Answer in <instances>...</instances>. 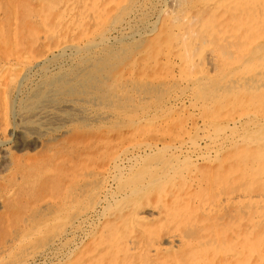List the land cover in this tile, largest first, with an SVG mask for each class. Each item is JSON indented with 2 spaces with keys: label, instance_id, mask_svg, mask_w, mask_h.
I'll return each mask as SVG.
<instances>
[{
  "label": "rangeland",
  "instance_id": "rangeland-1",
  "mask_svg": "<svg viewBox=\"0 0 264 264\" xmlns=\"http://www.w3.org/2000/svg\"><path fill=\"white\" fill-rule=\"evenodd\" d=\"M14 1L17 6H20L21 3V6H24L23 3H26L34 13L27 20L29 16L23 18L21 17L22 12L19 11L18 29H23L25 25L28 27L30 24L29 27L32 25L31 27L38 33L39 27L34 23L38 24L39 22L33 21L34 15L38 11V3L35 0ZM71 1L67 0L66 3L69 4ZM171 1V3L168 2L171 8L175 6V9H181L184 5L190 6V3L186 2L187 0ZM221 3L223 0H214L213 2V4L218 5ZM63 5H65L63 0H47L46 34L48 35L47 43L51 44L50 46L67 41L71 35L78 34L59 33L60 31L68 32V24H70L68 19L60 18L59 11H62ZM239 7L242 10L251 9L255 16L250 22L246 20L245 22L248 23L244 27H239V24L230 21L231 25L228 26L229 22H223L226 17L228 19V14L216 13V19L220 24L215 25L225 27L222 29L223 32L227 30V27H231L227 31L230 34L237 33L232 44L219 47L224 43L222 40H228L224 36L222 37L224 33L212 40L203 41L201 39L202 13L206 15V12L201 11L202 17L196 18L195 24L188 25V27L184 26L185 29L182 28L186 32L181 33V35H185V47L182 49L180 57L172 60L173 63H168V60L161 56L162 53L169 50V46H166L165 49L164 46H154L156 40L154 36L146 41L133 43L129 49L131 52L126 51L128 48L125 46L127 42L125 41V44L119 47L120 53L122 52L121 58H117L116 61L113 60L112 65L102 71L101 76L105 77V83L98 86L102 90L101 93L94 95V97L114 101L117 90L110 88L114 77L117 80L122 78L121 81L124 76L129 79L130 85L125 89L132 92L122 93L123 100L121 103L111 109L115 113V118L110 122L96 126L76 125L64 138L50 140L47 137V142L43 144L33 143L23 136L11 133L8 138L13 147L10 145L6 153L0 151V220L7 213L6 206L9 199L6 192L8 189L19 187L17 198L23 196L27 201H29L27 197L33 194L32 188L35 186L38 189V176H35L36 172L33 169L39 165L43 167L49 164L53 169L54 161L58 160L61 169L71 163L73 166L75 164L83 166L84 169L92 168L99 173L101 166L124 148L160 142V146L165 148H162L163 150L160 152L148 153L143 156L141 165L133 171L134 180L136 179V184H139L152 176L155 170L167 169L170 166L169 171L171 170L172 175L169 174L170 176L165 178L166 181L155 183L152 188L132 196V200L129 198L120 204L110 206L105 211V219L95 231L96 234H92L84 242V246L75 252L76 255L74 254L75 257L73 256L72 260L63 264H177V262L178 264L180 262V264H196L192 259L196 255L199 256L197 258L201 264H238V261L236 263L228 261L226 249L230 250V248H237L238 259L243 264H264V85L260 84L264 83V77L259 80L257 77H253L243 84L237 80L232 81L230 79L228 81L227 79L236 76L238 71L240 74L246 70L264 67V58H261L264 55V34L254 33L256 30L258 32L264 31V11L258 3L240 4ZM206 9L205 11H207ZM167 17L164 15L160 17L162 21L161 19L158 20L160 21L157 23L158 33L166 30V22H171ZM241 18L243 19V17ZM1 23L2 20L0 19ZM177 25L178 23L174 29L179 26ZM196 27L199 28L196 30ZM167 34H161L160 42L163 37L166 39ZM215 34L212 33V35ZM212 42L216 44H212ZM39 43L40 41H37L34 45ZM236 47H238L237 50ZM210 48L218 49L215 54L217 55L216 59L211 58V55L214 54L209 52ZM114 50L117 52L118 48ZM141 52L145 56L143 53L139 54ZM226 52L228 53L226 54ZM158 53L161 56V61L157 60ZM208 53H210L209 56ZM147 56L149 57L147 58ZM209 57L214 64L217 63L213 65L214 67H207L206 63ZM105 62L103 65H107V61ZM180 65L183 67L180 68ZM205 66L206 68H204ZM231 72L232 74H230ZM133 74L135 75L133 76ZM51 77L53 78L49 75L48 80H51ZM145 78L147 80L143 83L144 85L140 84ZM193 78L194 80L201 78L199 83L197 82L198 86L192 87L188 83L190 86L187 88L186 80L190 79L191 81ZM148 81H152L154 84ZM158 81L162 86L157 84ZM163 81H165L164 84ZM258 83L259 85H257ZM250 85L254 87L252 88ZM64 89L70 91L67 87ZM169 90L171 91L168 92ZM83 91L89 95V88L85 87ZM66 95L67 93L57 95L58 101L65 99ZM236 97H239L238 101ZM148 112H152L151 117L153 118L151 119L154 122H140ZM135 120H139L140 123L138 124V121ZM232 122L237 123L236 127L232 125ZM36 127L34 130H38H33V132L39 131V127ZM54 127L52 126L53 130L57 128ZM49 134L54 137L56 133L51 131ZM209 137H214L213 142L210 140L211 143H209ZM3 140L4 137L1 138L0 136V143ZM180 144L184 146L183 150L177 151V153L170 150ZM192 145H196V148ZM14 146L20 150H15ZM185 148L189 151L185 152ZM192 150L193 152L196 151L193 153ZM56 151L57 153L60 151L59 157ZM61 158L62 160H60ZM41 160L42 162H39ZM28 166L30 167L28 168ZM30 168L33 171H30ZM18 169L19 171L23 170L19 172ZM48 171L51 173L50 170ZM24 175L26 178L25 181H22L21 177ZM52 176L56 177L55 175ZM57 177L59 176L57 175ZM29 179L32 182L31 185L27 184V189L22 191V187L29 183ZM59 188L60 195L47 193L46 212L44 214L36 212L32 221L25 226L26 230L33 231L38 228L36 231H39L35 240L26 246L30 250L42 248L46 244L48 246L52 243L61 234L63 228L79 213L86 212L94 203V198H97L96 192L89 193L87 196H80V183L76 180L72 182L61 181ZM95 193L96 195H94ZM22 199L23 202L26 201L24 198ZM147 209L153 211L155 215L150 217L147 222H134L136 212ZM67 210L68 212H66ZM124 223L131 225L127 226ZM173 234L179 236L180 242H182L164 244L168 250L162 251L158 247L159 244H163L164 240ZM73 241L76 242L77 240L67 241L64 250L67 246L71 248ZM194 242L197 245L193 244ZM23 247L25 246L15 250L11 255H7V260L15 258L16 254L24 250ZM157 247L158 249H156Z\"/></svg>",
  "mask_w": 264,
  "mask_h": 264
},
{
  "label": "bare ground",
  "instance_id": "bare-ground-1",
  "mask_svg": "<svg viewBox=\"0 0 264 264\" xmlns=\"http://www.w3.org/2000/svg\"><path fill=\"white\" fill-rule=\"evenodd\" d=\"M35 1L38 3V11H36V14L34 15L35 19L34 18L32 19H34L33 20L34 22L35 21L39 22L38 24L34 23L36 26L38 25L39 27L38 33L31 27L32 25L29 27L30 24L28 25V27L27 25H25L23 29L20 30L18 29L17 17L18 14H20L19 11L22 12L21 17L25 18L29 16L27 20L30 19L31 14H34L26 3H23L24 6H21L22 3L20 6L19 5L17 6L14 0H0V19L2 20V23L0 24V136L1 138L2 136L4 137V140L0 143V151H2L3 153L8 152V147L12 144L11 140L8 138V136L11 133L17 134L18 136H23L24 138L29 139V141L33 143L43 144L44 142H47V137H49L50 140L53 139L55 140L60 137L64 138V136L72 130L73 126L76 125L96 126V125L106 124L110 122L113 118H115V113H113L111 109L121 103V100H123L122 93L132 92L129 89L128 90L125 89L128 85H130L129 79L126 78V76H124L123 77L124 79L121 81L122 78L120 80H117L116 77H114V81L111 82L110 84V88H112L113 90H117L114 101L110 99L104 100L98 98L97 96L94 97V95H96L97 93L99 94L101 93L102 90H100L98 86L104 85L105 83V77L101 76L102 71L105 70L108 66H111L113 60L116 61L117 58H121L120 54H122V52L120 53L119 47L123 46L125 44V41L128 42V43L126 42L125 44V46L128 48V50L126 51L131 52L129 49L133 43H137L139 41L141 42L144 40L146 41L148 38L154 36L156 40L159 39L157 42L155 40L154 46L156 45L161 47L164 46V49L166 48V46H169V50L166 49L167 51L165 53L162 54L160 53V54L162 57L168 60V63L169 62L173 63L172 60L176 59L177 57H180V53L182 49H184L185 47V40H184L185 35H181V33H186L185 30L183 31V29H185L183 27L184 26L188 27V25L195 24L196 18L202 17V15L200 14L201 11L206 12V15L201 12L203 14V18H201V20H203V23L200 26L201 28L200 37L201 39H203V41L204 40L207 41L217 38L218 35L224 33L222 37L224 36V38H227L228 40H222L224 43H222L221 46L219 47H224L223 45L225 44H232L233 41H235L234 39L236 38L237 33L230 34V32L227 30L231 27L229 28L227 27V30L223 32L222 29H224L225 27L218 26L220 22L218 23L216 19L217 17L216 13L222 14V12H224L225 14H228L229 17L228 19L226 17V19L223 20L224 23L230 21L231 23L239 24L238 25L239 27L241 26L244 27L245 24L248 23L245 21L247 20L250 22V20L255 18V16L253 15V11L251 9L249 10L239 9L240 4L244 5V4L258 3L259 6L262 7L264 11V0H223V3H221L220 5L213 4L214 0H187L186 2L187 3L189 2L190 6L184 5V7H182L181 9L179 7H178L179 9H175L176 8L175 6L171 8V6L168 3V2L171 3L172 2L171 0H72L69 4L66 3L67 0H63L65 5H63L62 11L61 12L59 11L60 18L68 19L70 24H68L69 26L68 32L60 31L59 33H70V35L71 33H78V34L71 35L67 41H63L57 45L50 46L51 44L47 43L48 35L46 34L47 33V26H46L47 0H35ZM183 2L185 3V1ZM205 9L208 12L205 11ZM1 15L2 17H4V19H2ZM164 15L165 17L168 16L167 18L171 22L170 23L166 22L165 23L166 30L158 33L157 23L160 22L158 21L159 19H161L160 17H163ZM241 17H243V19ZM230 22L228 23V26L231 25ZM176 23H178L179 26L177 25L178 27L174 29V27H176L175 26ZM197 28L199 27H196V30ZM256 31L253 32L264 34L263 30L260 32L258 31L256 32ZM188 32H190L189 29ZM6 33L8 34L6 35ZM196 33L194 34L196 35ZM212 33H216V34L212 35ZM161 34L164 35L167 34V36L166 39L165 37H163V40L160 42V37H162ZM37 41L38 42L40 41V43L34 45V43ZM187 42L189 41L187 40ZM213 43L214 42H212V44ZM117 48L118 50L116 52V50L114 49ZM237 48L238 47H236V50ZM214 49L210 48L209 52H212L214 54L211 55L212 57L211 56L210 57L216 59L217 55L215 54L217 53L218 49L217 50ZM142 53L143 52L139 54ZM227 53L228 52H226V54ZM124 54L126 55V53ZM209 54L210 53H208L207 55L209 56ZM161 56L158 53L157 60L158 59L160 60ZM148 57L149 56H147V58ZM209 58L207 59V63H206L207 67L208 66L212 67L213 65L217 64V63L214 64L213 60ZM261 58H264V55ZM105 61H107V65H103ZM248 66L250 67V64ZM182 67L183 66L180 65V68ZM204 68H206V66ZM239 72L240 71H238L237 74ZM230 74H232V72ZM237 74H235L236 76H233V78L232 77L227 78L228 81L230 79L232 81L237 80L242 82L243 84L245 81L251 78L253 79V77H257L259 80L262 77H264V67L256 68L248 71L246 70L238 75ZM49 75L53 76L54 79L51 77L52 79L48 80ZM134 75L135 74H133V76ZM199 79L201 78H198L196 80H194L193 78L191 81L190 79L188 81L186 80L187 82L185 83L186 87L188 88V86L190 85L192 87L193 86L197 87L198 86L197 82L199 83ZM227 79L225 78V80ZM146 80L147 78L142 79L141 81L142 83L140 84H143L144 82H146ZM164 82L165 81H163V84ZM188 83L190 85H188ZM259 83L257 85H259ZM152 84H154V82H152ZM157 84H159V81ZM260 84L264 85L263 82ZM159 85L162 86V84ZM65 87L69 88L70 91H65L64 89ZM85 87L89 88L90 90L89 95L85 93V91H83ZM250 87L253 88L254 86L250 85ZM170 91L171 90H169L168 92ZM65 93H67V95L65 96L66 98L58 101L57 95L65 94ZM91 95H93V97H90ZM174 97L176 98V96ZM151 113L150 112L146 113L142 117L140 122L150 123L153 120L151 119L153 118L151 117L152 116ZM135 121H138V124L140 123L139 120H135ZM232 123H233L232 125L236 127L237 123L234 122ZM36 126L39 127V131L33 132ZM52 126L53 127L56 126L57 128L53 130ZM51 131L56 133L54 137H51V134H49V132ZM210 137L208 139L209 143H211L210 140L213 142V138H214V137L213 138ZM159 143L160 142L156 144H139L136 146L134 145L124 148L115 157L110 155L113 158L112 159L110 158L111 160L108 159L109 161H107L103 166H101L100 168L101 172L99 171V173L95 172V170L92 168L84 169L82 168L83 166H77L76 164L73 166L71 163H68L67 165L65 164L66 167L61 169L59 167L58 160L54 161V163L51 161L54 165L53 169L50 167L49 164L43 167L39 165L33 169L36 172L35 176H38V182H39L38 189L35 186L34 188H32L33 194L27 197L29 201H27V199H25V197L23 196L22 198L26 200L25 202H23L22 201L23 199L20 198L19 196L17 198L19 187H16L15 189H8V190L6 189L7 192L6 191L5 192L9 201H7V206H6L7 213L0 220V264H63L66 262L68 263L70 260H72L73 256L75 257L76 255L75 252L80 250L81 247L84 246L83 245L84 242L92 234H94L95 231L98 230V227L103 223L105 219L104 213L110 206L114 204H120L125 200H129V198L131 199L132 196L136 194H140L152 188L155 185V183L157 184L160 181L163 182L166 177L170 176L169 174H171L170 173L171 170L169 171V169L171 166L168 167L167 169L161 168V170L159 171L158 169L155 170V173H153L154 175L152 174V176H149L148 178L144 179L143 182H140L139 184H136L135 182L136 179L134 180L135 177H133V171L134 169H136L141 165V159L143 158V156L148 153L160 152L161 150H163L162 148H165L164 146H160L161 144ZM215 143L214 145H217ZM195 146L196 145H192V147ZM14 148L15 150L17 149L20 150V148H18L17 146H14ZM183 149L184 146L180 144L179 146L171 148L170 150L177 153V151ZM188 151L189 150H186L185 152ZM58 153L56 151L57 155ZM173 155L175 156V154ZM60 160H62V158ZM39 162H42V160ZM30 166H28V168ZM33 170H31L30 168V171ZM48 170H50L51 173H49ZM52 175H55L56 177H53ZM57 175L59 177H57ZM21 178L22 181H25L26 176L24 175ZM30 179H29V183H26L25 187H22V191H25L27 189L26 188L27 184L31 185L32 182L30 181ZM47 179H49L50 181H48ZM75 180L78 181V183H80V190H79L80 196H87L89 195V193H93V192L97 193V198L96 199L94 198V203L88 208L86 212L83 211L84 213L82 212V214L79 213L77 216H75V218H73L63 228L61 234L58 235L57 238L48 246L46 244L42 248L30 250L29 247L26 246L30 242L35 240V238L39 234V231H36L38 228L33 231L26 230L25 226L32 221V217L36 212L41 214H44L46 212L47 201H48L47 193L51 192L60 195L61 191L59 188V183L61 181L72 182ZM96 193L94 195H96ZM68 210L66 212H68ZM124 212H126V210ZM154 215H155L154 212L151 210L148 209L139 210L136 212L133 220L134 222L144 223L149 221L150 217ZM130 223H126V224L124 223V224L128 226L131 225ZM71 239H76L77 241L76 242L73 241L74 243L71 246V248H68L67 246L68 250L67 248L66 250H64L65 248L64 246L66 242L67 241L69 242V240ZM180 240L181 239L179 236L173 234L168 236L164 240V243L163 244L160 243L158 247L162 249V251L168 250L164 244L167 243L174 244L176 242L179 244L182 242V241L180 242ZM193 244H195V242ZM22 246H25L23 247L24 250L22 252L16 254L17 256L15 258L11 260H7L8 257L7 255H11L15 250L19 249ZM158 247L156 249H158ZM195 253L198 254V252ZM226 253H227L226 254L227 258H229L228 261L230 260L233 263H236L238 261V264H243V262H241L240 259H238L239 252L237 248H230V250L226 249ZM197 256L198 255H196L195 258L192 257V259L196 264H201L198 261L199 258H197ZM231 257H233V259H231Z\"/></svg>",
  "mask_w": 264,
  "mask_h": 264
}]
</instances>
